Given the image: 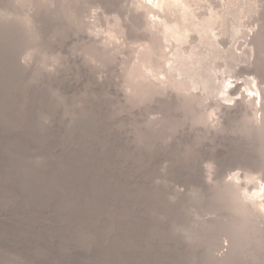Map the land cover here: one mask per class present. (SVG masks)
Here are the masks:
<instances>
[{
  "label": "rangeland",
  "instance_id": "rangeland-1",
  "mask_svg": "<svg viewBox=\"0 0 264 264\" xmlns=\"http://www.w3.org/2000/svg\"><path fill=\"white\" fill-rule=\"evenodd\" d=\"M263 29L264 0H0V264H264L237 133L264 125Z\"/></svg>",
  "mask_w": 264,
  "mask_h": 264
},
{
  "label": "bare ground",
  "instance_id": "bare-ground-1",
  "mask_svg": "<svg viewBox=\"0 0 264 264\" xmlns=\"http://www.w3.org/2000/svg\"><path fill=\"white\" fill-rule=\"evenodd\" d=\"M80 2V1H79ZM77 5H78V3H77ZM191 5V4H190ZM69 6V5H68ZM75 10V9H74ZM72 11V10H71ZM69 15V14H68ZM71 17V16H70ZM72 17H73V15H72ZM71 17V18H72ZM69 19V18H68ZM191 21V20H190ZM75 23V25H76V21H74V19L72 20L71 19V21H70V23ZM78 22V21H77ZM177 25V24H176ZM72 28V27H71ZM80 28V27H79ZM184 29V28H183ZM79 31V30H78ZM72 33V32H71ZM187 33V32H186ZM73 34V33H72ZM71 34V35H72ZM82 34V31H81V33H75V34H73L71 37H70V39H69V42L68 43H70V42H75L76 40H78V37H80V35ZM83 38L84 37H86V36H82ZM257 41H263L264 40V29H263V32H262V34H260V35H258V37H257V39H256ZM91 42V41H90ZM264 44V43H263ZM116 45V44H115ZM71 55H69V58L74 62V64L75 65H81V68L82 69H86V70H89L90 71V73H91V71H92V67L90 66V65H87L86 63H84L82 60V58L83 57H80L79 55H77V54H75L74 52H71L70 53ZM108 54V53H107ZM112 57V56H111ZM110 57V58H111ZM119 58V57H118ZM107 59V58H106ZM120 59V58H119ZM111 60H113V59H111ZM110 60V61H111ZM263 60V59H262ZM264 62V61H263ZM120 63V62H119ZM186 65V64H185ZM96 66V65H95ZM185 67V66H184ZM72 68V67H71ZM79 70V69H78ZM150 70V69H149ZM84 71V70H83ZM130 71V70H129ZM72 74V73H71ZM261 74H263L264 75V71L261 73ZM137 81V80H136ZM75 83V82H74ZM76 85V84H75ZM239 87H238V85H237V89H238ZM140 89V88H139ZM115 91V90H114ZM118 93V92H117ZM120 93V92H119ZM122 96H124L122 93H120ZM120 94H118V95H120ZM170 94V93H169ZM152 95V94H151ZM150 95V96H151ZM149 96V97H150ZM167 96V95H166ZM169 96H171V94L169 95ZM148 97V98H149ZM161 97V96H160ZM159 97V98H160ZM244 101V100H243ZM246 101V100H245ZM238 103V102H237ZM241 103H242V105L244 104L243 102H239L238 104H237V106H235V107H229V106H224V109L226 110L225 112H226V114L227 115H229V114H234L235 112L237 113V110H238V108H239V106L241 105ZM193 104V103H192ZM178 105V104H177ZM242 109H243V107L242 106H240ZM177 108H180V107H177ZM245 108V107H244ZM223 109V110H224ZM178 110V109H177ZM244 110V109H243ZM242 110V111H243ZM176 111V110H175ZM181 111V110H180ZM187 112V111H186ZM176 113H177V111H176ZM235 113V114H236ZM241 113V112H240ZM244 113V112H243ZM191 114V113H190ZM180 115V114H179ZM189 116V115H188ZM244 116V115H243ZM247 115H245V117H246ZM179 118H180V116H178ZM172 119H174V118H172ZM193 119V118H192ZM245 119H248V118H245ZM245 119H242V120H245ZM197 123L199 122H201L202 123V120H200V119H197V118H195L194 119ZM242 120H240L241 122H243ZM171 121V120H170ZM205 122V121H204ZM249 121H246L245 123H247L248 124V126L246 125H243V124H245V123H242V124H240V125H242L243 127V132L241 131V129L239 130V132H237V133H240L241 134V136H243V141H247V140H252V141H254V140H258V141H261L262 140V143L261 144H259V146L261 145V148H263V150H264V125H259V124H257V122H251V123H248ZM170 124V123H169ZM193 124H194V122H193ZM196 125V124H195ZM240 125H238V126H240ZM207 126V125H206ZM211 126V125H210ZM220 127V126H219ZM179 129V128H178ZM178 129H176V123H171L170 124V131H171V135H172V139L171 140H173V141H175L174 143H176L177 145H179L180 143H179V141H177V139H179V138H177V136H178ZM195 129H196V127H195ZM195 129H194V133L196 134V132H205V128L202 126H198L197 127V129H196V131H195ZM234 129H236V128H234ZM238 129V128H237ZM181 130V129H180ZM182 131V134L184 133V129H182L181 130ZM232 131H233V129H232ZM237 131V130H236ZM242 133H241V132ZM180 132V131H179ZM187 133V132H186ZM213 133V132H212ZM229 133V132H228ZM185 134V133H184ZM189 135H193V132L190 130L189 131V133H188ZM199 134V133H198ZM226 134V133H225ZM232 134H235V132L233 131V133ZM243 134V135H242ZM226 135H228V134H226ZM226 135H224V134H220V135H215V137H217V138H219V140L221 141V143H222V145H224L223 144V142L224 143H226V142H228V139H227V136ZM231 135V134H230ZM236 135H238V134H236ZM235 135V137H236V139H237V141L239 140V138H237V136ZM186 136V135H185ZM184 136V137H185ZM203 136V135H202ZM208 136V135H207ZM171 137V136H170ZM192 136H187L186 138L187 139H190ZM206 137V136H205ZM183 138V137H182ZM182 138H181V140H182ZM193 139H194V137H192ZM224 138H226V142L224 141L225 139ZM229 138V137H228ZM232 138V137H231ZM185 139V138H184ZM183 139V140H184ZM202 139H204V138H202ZM230 139V138H229ZM180 140V139H179ZM209 140V139H208ZM242 140V139H241ZM189 141V140H188ZM187 140H186V142H188ZM205 141V140H204ZM207 141V140H206ZM204 142V145H208V146H212V142ZM223 141V142H222ZM230 141H234L233 139H230ZM183 142V141H182ZM184 142H185V140H184ZM190 142V141H189ZM200 142V141H199ZM234 142H236V141H234ZM248 142V141H247ZM203 143V142H202ZM216 143V142H215ZM220 143V142H219ZM231 143V142H230ZM250 143V142H249ZM252 143V142H251ZM175 144V145H176ZM214 144V143H213ZM227 144V143H226ZM225 144V145H226ZM192 145V144H191ZM197 146V145H196ZM218 146V145H217ZM221 146V145H220ZM204 147V146H203ZM202 147V149H204V150H206L205 148H203ZM246 147V146H245ZM222 148H223V146H222ZM256 148H258V146L256 147ZM201 149V148H200ZM210 149V148H209ZM217 149V148H216ZM219 149V148H218ZM203 150V151H204ZM261 150V149H260ZM209 152V151H208ZM220 152V151H219ZM177 155V154H176ZM179 156V155H178ZM176 158V157H175ZM178 158V157H177ZM186 158V157H185ZM174 159V158H173ZM184 159V158H183ZM188 160V159H187ZM176 161H178V160H175V162ZM180 162V161H179ZM181 163V162H180ZM187 164V163H186ZM183 165V164H182ZM254 179V178H253ZM262 179V178H261ZM262 189V188H261ZM257 190V189H256ZM245 192V191H244ZM253 194V193H252ZM263 205V204H262ZM255 211V210H254ZM5 215V214H4Z\"/></svg>",
  "mask_w": 264,
  "mask_h": 264
}]
</instances>
